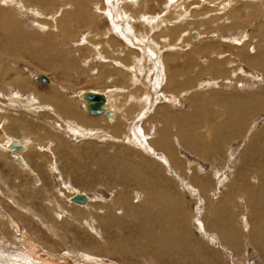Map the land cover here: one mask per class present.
<instances>
[{
  "label": "rangeland",
  "instance_id": "374dc122",
  "mask_svg": "<svg viewBox=\"0 0 264 264\" xmlns=\"http://www.w3.org/2000/svg\"><path fill=\"white\" fill-rule=\"evenodd\" d=\"M64 1L66 0H0V11L14 18V21H11L13 25L10 24L13 32L2 38V43L5 46L3 45L0 50V59L4 63L8 62L14 65L8 74H4V78L9 80V82L7 80L8 85L4 81L1 83L0 78V107L2 108L0 111L5 115L7 113L9 118L13 116L18 118L13 123L8 117L3 119L0 115V147L3 148L4 140L6 142L7 139L13 138L27 141L29 137L36 144H40L38 148L31 147L39 153L31 157V160L37 162L38 166L34 164L32 166H24L23 164L18 166L16 157L11 155L12 153L9 154L8 149L4 150V148L1 151L0 148V209L2 210H0V254H2L0 255V264H14L9 259L16 257H23L25 260L30 261V256L36 260V264L46 259L52 260L51 263L53 264H264V241L262 242L258 238L260 230H264V206L260 205V207L256 204L259 197L256 188H259L261 184L264 186V178L261 177L264 173V160L262 161L264 152V144L262 143L264 140V105L255 108L252 114L250 113L251 115L241 120L240 132L233 137H230V127L232 124L234 125L232 122H235V119L233 117L229 119L222 118L226 114L222 116L223 108L220 103L216 104L217 102H214L209 105L213 112L211 114L205 113L207 110L202 111L201 106H199L202 99L212 96L210 94L215 91H217V95L232 100L238 99L240 93H246L264 86V69L260 70L253 65H249L244 59V57L250 55L247 46L238 48L246 40H252V45L256 44L255 46L258 45V47L261 45L259 48L264 51V36H260V34H264V0H146L147 5L139 6L148 15L155 17V19L153 18L154 24L158 23L157 27L149 29V26H146L145 21L142 20V15L139 16L141 20L138 18L133 20L132 23L135 34L131 35L134 41L131 38L128 40L130 43L140 42L144 44L147 43L146 41L149 38L152 40L149 39L147 43L152 45L147 46L145 44L146 46L143 47L144 53L139 56H144L151 49L152 54L154 51L157 63L148 57L146 59L142 58L141 63L144 69L149 73L151 70L155 71L154 67L160 65L158 62L159 57L171 53H179L180 55L177 57L180 58V62L187 60L190 63L189 68L185 65L179 67L182 68L179 71L183 74H181L183 79L185 81L189 80L188 83L181 86L185 90L181 94L178 92L173 93L175 100L172 102L165 99L157 100L160 97L157 99L153 97L152 106L143 118L146 120L150 112L157 110V106L167 103L180 114L198 112L197 114L200 116L197 115L196 119L201 120V124L199 123L200 125L198 124L193 129V138L202 141L198 143V146L212 139L210 127L218 123L223 135L226 137L223 140L224 143H219L222 145L221 149L206 152L205 155L200 154L201 152L197 150V146L190 149L179 141L175 143L170 138L172 145H175L178 158L182 162L179 165L177 164L176 170L173 168L176 173L174 177H167V179L169 178L168 180L175 185L177 191L185 200L186 214L184 218L186 220L189 217L190 220L184 221L185 225L181 226L179 219L183 217H181L183 213L177 214L174 223H169L167 221L169 217L164 214L159 216L156 212L152 218L154 221L160 220L161 223H153L152 229H149L150 234L144 232V229L149 226L147 222H144L145 219H141L140 215L135 214L132 208H128L135 205V194L144 190L141 186L142 183L136 180L138 178L136 170L131 167L132 164H136L138 167L137 163H139L138 159L141 155L135 153L134 150L141 147L140 142L137 143L139 146L137 144L135 146L134 143L131 146L129 142L126 144V140H122L125 133L121 134L123 138L120 137L122 139L118 142L108 137L104 139L95 137L93 140H87L89 138L84 139L83 137H80V139L79 137L73 138L75 136L73 131H70L68 127L66 128L68 132L65 129L62 130L53 121L57 114L50 110L53 105L47 103H52L49 100L51 98V96L49 97V84L42 83L38 78L36 79L39 74H44L52 77L57 83L63 84V87L59 90L61 95H64V99L70 100L74 105V109L78 112H81L80 109H82L88 113L83 109L82 98L78 96L80 91L91 89L111 91L112 96L114 95V106L118 105L119 101L117 100L123 102L124 99L125 102L126 98L134 99L135 94H133L132 89L136 87L139 88L138 94H143H141L142 88L140 89L138 85L133 83L134 78L128 79L127 77L129 73H134L126 68L129 62H124L125 66H118L108 59L111 57L120 61L124 59L122 54H126L121 51L123 45L120 44L124 42L122 36L116 35L117 38H115L120 42L118 44L115 38L110 36V32L104 34L112 24L121 27L126 26L125 16L117 14L116 17L114 15L113 17L111 15V21L114 22L110 23L108 18L106 19L105 15L107 14L98 8L106 0H83L81 8L73 3L77 0H67L70 3H68L69 5H61ZM111 1L109 0L108 3H111ZM118 1L122 3L121 5L131 6L130 9L127 8L128 11L136 8L132 7L131 0ZM204 10L205 12H202ZM233 13L235 16L230 17ZM93 15L99 17L100 20H97V22L92 21L90 16ZM4 18L6 17L4 16ZM122 19L123 21H121ZM16 20L18 22H15ZM159 20L161 21L159 22ZM197 20H203L208 22L209 26H212L208 28L206 23L202 21V23H198ZM234 22L239 23L237 25L240 26L239 31H242L241 33L236 28L228 30L223 28V30H220L218 27L221 23L230 26ZM177 24L182 25L183 37L181 39L175 42L176 38L173 40L168 34L164 38L156 37L159 30L168 29ZM143 28L144 31H141ZM215 28H219V30ZM147 30L149 31L147 32ZM208 30H215L218 34L230 35L233 38L235 36L233 34H237L239 36L237 39H241L245 35V41L233 42L231 37L230 41L229 36V39L220 38ZM190 31H197L200 34L198 39H193L189 34ZM95 33L96 36H94ZM188 35L192 40L189 39L190 43L186 44L182 39ZM105 36H110L111 39L108 40ZM87 38L92 42H98L99 47L94 46L92 48L87 42ZM208 40L211 44L220 45L219 48H216L218 54L201 52V48H195ZM155 43H159L158 46ZM102 45L103 47H101ZM154 46L155 50L152 49ZM128 47L132 48L133 51L137 50L136 53L134 52V56L135 59H139L137 55L142 49L131 44H128ZM111 48L112 51L109 50ZM95 50L102 51L104 57L108 56L106 60L108 63L104 62L103 66H99L103 61L98 60L99 57ZM212 57H224L227 61L225 63L224 59V63L218 65L221 68L220 73L218 72L215 76L202 71V68L207 67ZM175 63L176 60L167 67L163 64L165 67H163L164 72L166 73L168 68L169 73L172 74L175 71ZM133 65H136V62L130 63V66ZM236 65L242 67L247 75L243 74L241 76L240 71L235 69ZM100 67L104 73L103 77L106 78L93 79L94 74L98 71L96 69H100ZM127 72L128 74H126ZM17 73L29 77L30 81H28L30 83L28 86L19 87L17 85V88L16 84L11 81ZM249 73H251L250 76H248ZM107 76L110 78H107ZM143 76L145 77V74ZM226 78L229 81H226ZM164 85L165 81H162L160 86L154 90L157 94L160 92L166 97H169V94L171 96L170 92L164 90ZM174 88L177 87L170 81L168 89L171 91ZM150 91L153 92L152 89ZM22 98L23 103L21 102ZM223 102L221 101L222 105ZM28 105L30 106L28 107ZM137 108L135 109L137 110ZM56 110L61 111L60 109ZM20 112H26L27 114L24 113L23 116ZM136 112L134 111L132 115ZM142 121L144 120L142 119ZM155 124L152 123L150 130L146 131V139L151 136H159L155 132H157L156 127H160V125L156 124V126ZM18 125L20 126L18 127ZM36 126H38V129ZM145 129L149 128L146 126ZM54 134L58 136H54ZM111 134L120 136L113 132ZM214 139H216L214 143H217L219 137ZM58 140L59 143H57ZM48 143H51V145H48ZM142 147L140 148L141 151L143 150L142 152L148 150L150 156L147 155V157L156 160L161 167L165 166L162 167L161 172H163L162 175H164V172L166 174V168L168 167L161 160V152L159 151L161 149L153 147V151H150L147 149L148 146L146 148ZM125 148L127 151L128 148L133 149L129 150L132 153L126 152ZM211 153H213L212 156H210ZM107 163L108 167L106 168L104 166ZM15 166H18L16 169L19 167L21 169L25 168L21 176L17 175L19 173H15ZM257 166H262L263 171L257 170ZM29 169H35L33 170L35 173L32 172L31 177ZM260 173L261 176H257ZM69 187H72L75 191L78 189V191H82L92 198L93 201L87 205V210H95L91 216L92 220L81 218V216L75 217L76 210L73 209L75 207L72 203L76 202H71L69 196L72 192L68 190ZM229 190L232 196L225 197ZM11 196L22 204V207L13 202ZM120 197L126 199V205L118 202L117 198ZM95 204H99L98 209L95 208L97 207ZM216 205L219 210L216 209L215 214L218 211L220 212L216 216L221 219V222L225 223L223 227L226 229L228 225L230 228L234 227L236 233L238 232V235L233 237V242L230 244L222 236L218 238V235L217 237L213 235L217 231H215V227L212 228L210 222L213 220L212 212ZM110 208V213L113 214L112 221L103 214L107 213ZM81 209L80 211L86 210L83 207ZM219 224H217L218 227ZM150 235L154 237L164 236L163 238L169 240L167 244L171 245V249L169 246V253L171 254L165 255L162 258L163 261L151 254L144 255L139 248L137 253L134 254L135 257L132 258V255L126 261H123L124 258L119 257V255L109 257V255L98 254L86 249L95 240H99L98 243L136 242L135 246H137V243L140 246L150 241ZM99 236L100 238H98ZM45 245L48 247H45ZM172 247H174L173 250ZM34 253L36 254L34 255ZM48 253L56 254V256L51 258ZM28 260L24 262L27 264L29 263Z\"/></svg>",
  "mask_w": 264,
  "mask_h": 264
},
{
  "label": "bare ground",
  "instance_id": "6f19581e",
  "mask_svg": "<svg viewBox=\"0 0 264 264\" xmlns=\"http://www.w3.org/2000/svg\"><path fill=\"white\" fill-rule=\"evenodd\" d=\"M109 0H106L105 2L101 3L100 6L102 7H98L101 11L105 12V15L106 16V19L108 18V20L110 21V23L114 22V21H111V15L113 16H117V14H120V15H123L125 16L124 20L125 22L127 23L126 26L124 27H121L117 24H112L110 25L108 28H107V31L104 33H108L110 32V36H112L113 38H117V34H119L118 36H122L124 38V42L120 44V42L117 41V39L115 38V40L117 41L118 44H120L121 46L123 45L122 47V50L123 52H125L126 54H122L124 56V59L123 60H116V58H111L109 57L108 59L110 60V62H114L115 65L117 64L118 66L119 65H124L123 63L124 62H129V65L127 66L126 65V68L127 70H129L130 72L133 71L134 75L131 73L128 74V72L126 74H128V79H133L134 80V84L135 85H138L140 87V89L142 88V92L141 94L143 95H139L138 92H139V88L136 87L135 89H132V92L133 94H135L133 97L134 99H127L126 98V104L124 102V99H123V102H121L120 100H117L119 101L118 102V105L114 106L113 105V96H112V92L111 91H104V90H98V89H91V90H84V91H80V93H78L79 97L82 98L81 100V104L83 105V109L86 110L88 113L84 112L82 109L81 112H78L74 109V105L72 104V102L68 99H64V95H61L60 93V88L63 87V84L61 83H57V81H54V79H52V77H48V81L47 82H42V83H48L49 87H50V95L49 97L51 96V98L49 100H51L52 103L50 102H47L49 104H52L53 106L50 108V110L54 113L57 114V117H54L53 118V121L56 122V124L59 126V128H62L67 130L68 132V129L70 131H73L74 133V137L73 138H78L80 139V137L82 138H89L87 140H93V138L95 137H102L103 139L108 137V138H112L115 142H118L120 139H122L123 137L121 136V134H124V139H122L123 141L126 140V144L127 142H129V145L131 144V146H133L132 144L134 143V145L136 146V144L138 142H140L141 144V147H147V149H149L150 151H153V147L157 148V149H161L159 150L161 153H160V156H161V160L166 163L165 165L168 167L166 168V174L164 172V175H162L163 172H161V169L163 166L161 167L160 164H158V162L156 160H153L151 159L150 157H147L150 156L149 153H148V150L142 152L141 151V147H138L140 150V152H138V150H134V152L138 155H141L139 156V163L138 164V167L136 164H132L131 167L133 169L136 170V174H137V177L136 180L139 182V183H142L141 186H143L144 190L142 192V190L140 191V193H134L135 194V198L136 200L134 201L135 205H132V207H128L129 209L132 208L135 212V214H138L140 215V218L141 219H145L144 222H147V224H149L148 228H145L144 229V232H146L147 234H150L149 233V229H152L151 226H153L154 224L153 223H158L160 224L161 221H154V219L152 218V216L154 215V213L157 212V215H166L168 218L167 221H169V223H174L175 220H176V216L177 214L179 213H183L181 215V217L183 218H180L179 219V222H180V225L181 226H184V221H189V217L188 219L186 218L185 220V200L181 197L180 193L177 191V188L175 187V185L172 184V182L170 180L167 179V177H171L173 178L174 177V174L175 173V170H176V167H177V164L179 165L182 161L180 160V158H178L179 156L177 155V151L175 150V145H172L171 143V139L174 140V142H180L182 143L183 145H185L186 147L190 148L191 147H194V146H197V150L199 152H201L200 154L201 155H205L206 152H210L212 150H217V149H221L222 148V145H220L219 143H224L223 140H225V136L223 135L221 129H220V124H215L213 127H210V130H211V135H212V139L209 141V142H204V143H201V146H198V143L202 142V141H199V139H194L193 138V129L196 128L198 126V124L200 123L201 124V120L199 119H196V116L198 115L197 113L193 112L192 114H180L177 112V110L175 111L169 104H160L159 106H155V108L157 110L153 111V112H150L149 113V117L145 120L143 117H145L146 112L149 111L150 109V106H152L151 102L153 100V97L154 98H158L160 97V99L158 98L157 100H161V99H165V100H169V102H172L175 100V97L173 95V93H180L183 92L185 89H182L181 86L188 83L189 80H186L183 79L182 77V73L180 72L182 68H179L180 66L181 67H184L188 65H190V63L186 60L184 62V60H182L180 62V58H178L177 56L180 55L179 53H171L167 56H161L159 57V66L157 67H154L155 71L154 70H151L150 73L149 71H147L146 69H144V67L142 66V63H141V59H146V57H148L149 59L151 60H155V56H154V51H153V54H152V50L150 49V52L147 51L146 54H144V56H139V55H143L144 51H143V47H145L149 41V39L146 41L147 43H130L128 40H133V37H131V35H134L135 32H134V26L132 25L133 23V20L135 19H138L139 16L142 15V20L145 21L146 23V26H149V29L150 28H155L157 27L158 23L154 24V19L155 17H152L151 15H148V13L144 10H141L139 8V6L143 7L145 5H147V1L146 0H141V2H139V0H131L132 2V7H136L135 9H132L130 11H128L127 8H131V6L128 7V5H121L122 3L118 0H112L111 3H108ZM22 2V1H21ZM83 0H77L76 2L73 1V3L77 4V7L78 8H81L82 7V4H83ZM98 2V1H97ZM146 2V3H145ZM169 2V1H168ZM69 2L64 1L61 3V5H66L68 4ZM96 3V2H95ZM70 4V3H69ZM68 4V5H69ZM94 4V3H93ZM99 4V2H98ZM260 4V3H258ZM74 5V4H73ZM138 6V7H137ZM19 7V6H18ZM262 7V6H261ZM20 8V7H19ZM21 9V8H20ZM76 9V8H75ZM140 9V10H139ZM30 10V9H29ZM33 10V9H32ZM77 10V9H76ZM68 11V10H67ZM1 12V11H0ZM33 12V11H32ZM35 12V11H34ZM202 12H205L202 11ZM201 12V13H202ZM37 13V12H35ZM113 13V14H111ZM1 14V18H0V50L2 49L1 47H3V41H2V38L3 37H7L9 35V33L13 32L11 27H10V24L13 25L11 23V21L14 19L12 18L11 16H7L6 14L4 13H0ZM3 14V16H2ZM147 14V15H145ZM152 14V13H151ZM92 15V13H91ZM4 16L6 18H4ZM113 16V17H114ZM235 14H231L230 17H234ZM95 17V18H94ZM90 18L92 19V21L94 22H97V20H100L99 17L97 18V16L93 15V16H90ZM154 18V19H153ZM54 19V18H53ZM140 19V18H139ZM120 20V18H119ZM141 20V19H140ZM162 20V19H161ZM159 20V22L161 21ZM14 21V20H13ZM123 21V19L121 20ZM198 23H206V26L209 28L211 27L212 25L209 26L208 22H205L203 20H197ZM202 21V22H201ZM15 22H18L17 20ZM142 23V22H141ZM171 23V22H169ZM17 24V23H16ZM91 24V23H90ZM122 24V23H121ZM161 24V23H159ZM173 24V22H172ZM237 24L239 23H236L234 22L232 25L230 26H227L223 23L220 24V26L218 25V27L220 28V30H223L224 29H230V28H236L238 31L240 30V26H238ZM47 25V24H46ZM202 25V24H201ZM16 26V25H15ZM142 26V25H141ZM164 27V26H163ZM216 27V26H215ZM15 28V27H14ZM170 28V29H169ZM168 29H162V30H159V33L158 35H156V37L158 38L159 36L160 37H165L166 34L169 35L170 38H173V40L176 42L177 40L181 39L183 37V29H182V25H176L173 27H169ZM219 28H215L216 30ZM89 29V28H88ZM111 29H113V31H111ZM214 29V28H213ZM157 30V29H156ZM155 30V31H156ZM193 30V29H192ZM15 31V29H14ZM141 31H144V28L141 30ZM149 30H147L148 32ZM210 31V30H208ZM112 32V33H111ZM152 32V31H151ZM167 32H170V33H167ZM210 32H213V35H217L218 37L220 38H229L231 37L230 35H226V34H218L217 32L214 31H210ZM242 31H239V33H241ZM145 33V32H143ZM154 33V32H153ZM237 33V32H236ZM190 36L193 38V39H198L199 35L197 33V31H190ZM229 34V33H228ZM231 34V33H230ZM97 34L95 33L94 36H96ZM145 35V34H144ZM149 35V34H148ZM147 35V36H148ZM167 35V36H168ZM235 35L234 38L231 37L233 39V42H238L240 40H244V36L243 35V39H237L239 36H237V34H233ZM262 35V36H261ZM19 36V35H18ZM28 36V34H27ZM110 36H105L109 39H111ZM146 36V37H147ZM261 37L264 36V34H260ZM22 37V36H21ZM86 37H88L86 35ZM106 38V39H107ZM162 38V39H163ZM228 38V39H229ZM231 38H230V41H231ZM237 40H236V39ZM87 42H89V44L91 45V47L93 48L94 46L96 48L99 47L98 42H92L89 38H87ZM139 39V38H138ZM142 39V38H141ZM192 40L191 38H189V35L184 37L183 42L186 43V44H189L190 41L188 40ZM248 39V38H247ZM250 39V38H249ZM82 40V39H81ZM80 40V41H81ZM86 40V39H85ZM151 40V39H150ZM168 40V39H167ZM152 41V40H151ZM162 41V40H160ZM164 41V40H163ZM194 41V40H193ZM201 41V40H200ZM199 41V42H200ZM245 41V40H244ZM142 42V41H141ZM145 42V41H144ZM165 42V41H164ZM174 42V43H175ZM182 42V43H183ZM198 42V40H197ZM252 40L249 41V40H246V42H243L242 46H238V48H242L243 46H247L248 50H250V55L244 57V59L247 61V63L249 65H253L254 67H257L258 69L262 70L264 69V51L259 48L261 47V45H258L255 46V45H252ZM6 43V42H5ZM108 43V42H107ZM163 43V42H162ZM178 43V42H177ZM180 43V44H182ZM246 43V44H244ZM254 43V42H253ZM86 44V43H85ZM128 44H131L133 46H138L139 49H142V51L140 50V52L138 53L137 56H139V59L136 58L135 59V56H134V52L136 53L137 50H134L130 47H128ZM157 46L159 43H155ZM81 45V43H80ZM152 45V44H151ZM150 44H147V46H151ZM162 45V44H161ZM168 45V44H167ZM5 46V45H4ZM119 46V45H117ZM156 46V47H157ZM170 46V45H169ZM172 46H174L172 44ZM177 46V45H175ZM90 47V48H91ZM103 47V45L101 46ZM111 46L109 45V48ZM220 45L219 44H211L210 40L208 41H204L201 45H198L196 46L195 48L196 49H199L201 48L202 51L201 52H207L209 54L211 53H216V48H219ZM5 48V47H4ZM118 48V47H117ZM150 48V47H149ZM260 50H259V49ZM101 49V48H100ZM155 50V46L154 48H152ZM158 49V48H157ZM175 49V48H174ZM105 50V49H104ZM110 51H112V48L109 49ZM147 50V49H145ZM171 50V49H170ZM176 50V49H175ZM96 51V50H95ZM241 51V50H240ZM157 52V51H156ZM173 52V51H171ZM95 53L98 54V60L100 61H103L102 64H99V66H103L104 65V62L106 63L107 61V57L105 56L104 57V53L102 51H96ZM113 53V52H112ZM114 54V53H113ZM221 56V54H219ZM122 56V57H123ZM97 57V56H96ZM94 57V58H96ZM93 59V58H92ZM115 59V60H114ZM223 59V60H222ZM224 57L222 58H217V57H212L210 58V62L209 64L207 65V67L205 68H202V71L203 72H208V74L211 73L212 76H215L218 72L220 73V69L218 67V65L224 63ZM108 60V61H109ZM176 60V63L174 64L175 66V71L170 74L169 73V69L167 68L166 70V73L164 72L163 70V67L164 65H166V67L169 65V64H173V62H175ZM85 61V60H84ZM156 61V60H155ZM221 63H220V62ZM133 62H136V65H133V66H130V63L133 64ZM226 59H225V63H226ZM108 63V62H107ZM157 63V61H156ZM112 64V63H111ZM164 64V65H163ZM239 64H241L239 62ZM108 65V64H107ZM224 65V64H223ZM125 66V65H124ZM237 66V65H236ZM241 66V65H240ZM11 67H14V65H12V63H4L2 59H0V71H1V83H4L7 84V80L8 79H5L4 77V74H8L12 68ZM112 67V66H111ZM117 67V66H116ZM121 67V66H120ZM224 67V66H223ZM165 68V67H164ZM170 68V67H169ZM201 68V67H200ZM235 69H238L241 73V76L244 75H247L246 73H244V70L242 67H239V65L235 68ZM98 70L97 73H93L94 76H93V79H102V78H106V77H103L104 76V73L102 72L101 70V67L100 69H96ZM180 70V71H179ZM125 71V70H124ZM153 73V74H151ZM143 74H145V77L143 76ZM182 74V75H181ZM201 74V73H200ZM40 75V74H39ZM44 75V74H43ZM251 73H249L248 76H250ZM109 76V75H108ZM107 78H110L108 77ZM190 77V76H189ZM246 77V76H245ZM38 78V76L36 77V79ZM191 78V77H190ZM194 78V77H193ZM13 80V83L16 84V86L18 85L19 87H24V86H28V84L30 83V79L29 77H26V76H23V74L21 73H17L14 78H12ZM187 79V78H186ZM29 80V81H28ZM184 80V81H182ZM162 81H165V85H164V90L165 91H168L171 93V96L169 94V97H166L165 95H163V93H156V88H158L160 86V82L162 83ZM170 81L173 83V85L177 88H174L170 91V89H168V85ZM182 81V82H181ZM196 81V79H195ZM226 81H229L227 80L226 78ZM9 82V80H8ZM56 84H55V83ZM156 82V84H155ZM158 82V84H157ZM207 82V81H206ZM96 83V82H95ZM193 83V82H192ZM197 83V82H196ZM9 84V83H8ZM7 84V85H8ZM217 84V83H216ZM4 85V84H3ZM6 85V86H7ZM199 85V84H198ZM17 86V88H18ZM111 86V85H110ZM131 86V85H130ZM7 88V87H6ZM5 89V88H4ZM11 89V88H10ZM127 89V88H126ZM150 89L153 90V92L150 91ZM7 90H9L7 88ZM5 89V91H7ZM129 90V89H128ZM127 90V91H128ZM131 90V89H130ZM196 90V89H195ZM14 91V90H13ZM188 91V90H187ZM11 92V91H9ZM85 92H95V93H99L101 94L105 101L104 103L102 104V107L104 108L102 112H99V113H94V112H90L88 111L87 109V100L83 97V94ZM130 92V91H129ZM217 91L213 92L212 96L208 97L207 99H202L201 101V104L199 106H201V109L202 111L203 110H207V114H211L213 113L211 108L209 107V105H211V103H214V102H217L216 104H221L222 108H223V113H222V116L223 114L225 115V117H222L224 119H229V118H232L235 119V122H232L234 123V125L232 124V126L230 127L231 131V135L230 137H233L235 135H238L239 132H240V126H241V120H244L247 116L251 115L252 112L255 110V108H259L261 107L262 105H264V86H260L258 87L256 90H252V91H248V92H243V93H240L241 95L238 96V99H226L224 96L222 95H217L216 93ZM18 94V93H16ZM124 94V93H123ZM187 94V93H186ZM185 94V95H186ZM189 95V94H188ZM3 96V95H2ZM6 96V94H5ZM118 96V95H117ZM179 96V95H178ZM177 96V97H178ZM7 97V96H6ZM13 97V96H11ZM46 97V96H44ZM127 97V95H126ZM176 97V98H177ZM220 97V98H219ZM40 98V97H39ZM52 98L53 101H52ZM79 98V99H80ZM7 99V98H6ZM38 99V98H37ZM182 99V98H181ZM180 99V100H181ZM164 100V101H165ZM230 100V101H228ZM7 101V100H6ZM21 101V100H20ZM30 101V100H29ZM221 101H225L223 102V105L221 103ZM23 103V98H22V101ZM28 102V101H27ZM37 103V102H36ZM117 103V102H116ZM4 104V103H3ZM6 104V103H5ZM11 104V103H10ZM13 104V103H12ZM32 105V103H30ZM122 104L123 107H122ZM25 105V104H24ZM27 106V105H25ZM30 105H28L29 107ZM127 109H126V107ZM37 107V106H36ZM35 107V108H36ZM43 107V106H41ZM136 107L137 110L135 109ZM8 108V107H7ZM126 112H124L125 110ZM0 109L2 110V108L0 107ZM5 109V107H4ZM56 109H60L61 111H58ZM120 112H119V111ZM210 110V111H209ZM4 111V110H3ZM128 111V112H127ZM134 111H137L134 115L133 112ZM264 111V109H263ZM5 113V112H4ZM21 115L24 116V113L26 112H20ZM251 113V114H250ZM27 114V113H26ZM0 115L3 119H7V117L9 118V115L6 113L3 114L1 113L0 111ZM12 116V115H11ZM200 116V115H198ZM216 116V115H215ZM255 116V115H254ZM25 118V117H24ZM244 118V119H243ZM11 122H16L18 118L16 117H10L9 118ZM26 119V118H25ZM73 119V120H72ZM142 119L144 121H142ZM72 120V121H70ZM141 122H143L142 124H140ZM8 123V122H7ZM145 123V125H143ZM147 123V125H146ZM152 123H156L157 125L159 124L160 127H156V131L155 132L157 135H159L158 137H155V136H149L150 138L149 139H146L145 137V133L146 131H149L150 130V127L152 126ZM199 124V125H200ZM12 125V124H11ZM31 125V124H30ZM158 125V126H159ZM207 125V124H206ZM251 125V124H250ZM20 125H18L19 127ZM149 128V129H145L144 128ZM202 126V125H201ZM10 127V126H9ZM37 129H38V126H36ZM43 127V126H42ZM41 127V128H42ZM68 127V129H66ZM83 127V128H82ZM142 127V128H141ZM58 128V129H59ZM144 128V129H143ZM154 128V127H153ZM43 129V128H42ZM54 130V129H53ZM244 130V129H243ZM12 131V130H11ZM47 132V131H46ZM49 132V130H48ZM65 132V131H64ZM115 133V134H118L120 136H114L113 134L111 133ZM123 132V133H122ZM128 133V134H127ZM149 133V132H148ZM171 133H174L173 135ZM229 133V134H230ZM48 134V133H47ZM52 134V133H51ZM72 134V135H73ZM151 134V133H150ZM263 134V132H262ZM57 135V134H54V136ZM71 135V136H72ZM149 135V134H148ZM38 136V135H37ZM49 136V135H48ZM53 136V137H54ZM58 136V135H57ZM56 136V137H57ZM32 137V136H31ZM60 137V136H59ZM58 137V138H59ZM122 137V138H120ZM143 137V138H142ZM218 142L217 143H214L216 139L214 138H218ZM229 137V136H228ZM62 138V137H61ZM60 138V139H61ZM65 138V137H64ZM171 138V139H170ZM261 138H263V136H261ZM142 139V140H141ZM62 140V139H61ZM141 140V141H140ZM176 140V141H175ZM31 141V142H30ZM63 141V140H62ZM65 141V140H64ZM121 141V140H120ZM144 141V142H143ZM4 142V145L3 148H1L3 151L4 150H7L8 149V153H12L11 155H14L17 159V164L18 166H20V164H23L24 166H32V164L38 166V163L35 162V161H32L31 160V157L32 156H35V154H39L36 150L32 149L31 147H36L38 148V146L40 147V144H36L31 138L28 137L27 141H24V140H19V139H7L6 142L5 140L3 141ZM56 142V141H55ZM60 141L58 140L57 143H59ZM2 143V142H1ZM32 143V144H31ZM38 143V141H37ZM125 143V142H124ZM264 144V140L262 142ZM51 145V143H48V145ZM61 144H63L61 142ZM196 144V145H195ZM226 144V143H225ZM224 144V145H225ZM58 145V144H57ZM56 145V146H57ZM138 145V144H137ZM1 146V145H0ZM45 146V145H44ZM82 146V145H81ZM139 146V145H138ZM252 146V145H251ZM58 147V146H57ZM122 147V146H121ZM124 147V146H123ZM142 147V148H143ZM44 148V147H43ZM79 148V147H78ZM127 148V147H126ZM125 148V149H126ZM32 149V150H31ZM54 149V148H53ZM60 149V148H59ZM70 149V148H69ZM50 150V149H49ZM94 150V149H92ZM123 150V149H122ZM129 150H133V149H129L128 148V151L127 149L125 150L126 152H128L129 154L132 153L131 151ZM52 151V150H51ZM73 151V150H72ZM71 151V152H72ZM82 151V150H81ZM157 151V150H156ZM175 151H176V154H175ZM59 152V151H58ZM65 152V151H64ZM158 152V151H157ZM4 153V152H3ZM93 153V152H92ZM213 153H211L210 156H212ZM3 155V154H2ZM60 155V154H59ZM62 156V155H61ZM79 156V155H78ZM143 156V158H142ZM153 156H154V153H153ZM3 157H6V156H3ZM145 157V158H144ZM44 158V157H43ZM15 159V158H14ZM38 159V158H37ZM216 159V157H215ZM56 160V159H55ZM264 160V152L262 154V161ZM8 161V160H7ZM5 162V161H4ZM9 163V162H8ZM54 163V162H53ZM189 164V163H188ZM264 164V163H263ZM21 165V166H23ZM130 165V164H129ZM159 165V166H158ZM258 165V164H257ZM18 166H15V170L16 171L15 173H19L17 175L21 176L22 175V171H25V168H18L20 169L18 171V169H16ZM35 166V167H36ZM50 166V165H49ZM52 166V165H51ZM128 166V165H127ZM104 167H108V163L104 166ZM143 167H145V169H143ZM165 167V166H164ZM264 167V166H263ZM115 168V167H114ZM175 170H174V169ZM173 169V170H171ZM27 170V169H26ZM35 169H29V175L31 177V173L35 171H33ZM257 170H260V171H263L262 170V166L259 167L257 166ZM119 172V171H118ZM257 172V171H256ZM259 172V171H258ZM28 173V172H27ZM40 173V172H39ZM14 174V173H13ZM259 174V173H258ZM257 176H261V173L260 175ZM26 175V174H25ZM28 175V174H27ZM112 175V174H111ZM110 175L111 179L112 176ZM173 175V176H172ZM4 176V175H3ZM122 176V175H121ZM120 177V176H119ZM152 177V178H150ZM262 178H264V173H262ZM27 179V178H26ZM123 179V178H122ZM32 181H33V178H32ZM115 181V180H114ZM128 181V180H127ZM132 181V180H130ZM174 181V180H173ZM215 181L217 182V180L215 179ZM214 181V182H215ZM111 182V181H110ZM129 182V181H128ZM263 182V181H262ZM28 183V182H27ZM125 183V182H124ZM136 183V182H135ZM261 183V182H260ZM259 183V184H260ZM32 184V183H31ZM180 184V183H179ZM258 184V183H257ZM112 185V184H111ZM69 186V185H68ZM258 186V185H257ZM6 188V187H5ZM4 188V189H5ZM26 188V187H25ZM244 188V187H243ZM182 189V188H181ZM257 190V194L259 195V197L256 195L257 198V201H256V204L257 205H263L264 206V186L261 184L259 188H256ZM5 190H8V189H5ZM68 190L70 192H72L70 199L72 200V197L76 194H82L85 196V200L83 202H76L74 200H72L71 202H76V203H72V205L75 207L73 208L74 210H76L75 214L77 216H81L84 217L85 219L87 220H92L91 219V216H92V213L95 212V210H90L88 209L87 210V205H89L93 200L92 198L83 193L82 191H78V189H76V191L72 188V187H69ZM129 190V189H128ZM10 191V190H8ZM227 191V190H226ZM144 193V194H143ZM232 196V193H230V190L229 192H227L225 194V197H231ZM253 197V196H252ZM11 198H13V196H11ZM126 198V197H125ZM219 199V198H218ZM230 199V198H229ZM12 200V199H11ZM118 202L121 203L122 205H126V199L124 200V197H120V198H117ZM13 202H15L17 205L21 206L22 207V204H20L19 202H17L15 200V198H13L12 200ZM116 202V201H115ZM117 203V202H116ZM250 203V202H249ZM97 205V207H95L96 209H98V205L99 204H95ZM210 205V204H209ZM251 205V204H250ZM59 206V204H58ZM254 206V205H253ZM260 206V207H261ZM61 207V206H60ZM85 208L86 210H83V211H80L82 210L81 208ZM93 208V207H92ZM102 208V207H101ZM99 208V209H101ZM252 208V206H251ZM94 209V208H93ZM219 210L217 205L216 207L214 206L213 208V212H212V215H213V220H211L210 222V225L213 227H215V231H217V233H213L214 237L218 235V238H220L221 236L224 238L225 241H228V243H232L233 242V237L234 236H237L238 235V232L236 233L235 230H234V227L233 228H230V226H226V229L225 227V223H223V221L221 222V219L217 218V214H219L218 212H216L215 214V210ZM1 210V209H0ZM209 210V209H208ZM256 210V209H255ZM2 211V210H1ZM210 211V210H209ZM232 211H235V210H232ZM63 212V211H62ZM111 212V208L109 209V211L106 213H103L104 215H106V218L108 217L110 221H112V216L113 214L110 213ZM127 212V211H126ZM251 213V212H250ZM256 213V212H255ZM58 214V213H57ZM95 215V214H94ZM97 215V214H96ZM264 215V214H263ZM60 216V215H59ZM73 216V215H72ZM233 216V215H232ZM236 217V216H235ZM159 218V217H158ZM248 218V217H247ZM78 219V218H77ZM40 220V219H39ZM198 220V219H197ZM13 221V220H12ZM56 221V220H55ZM195 221V220H194ZM2 222V221H1ZM122 222V221H121ZM198 222V221H196ZM201 222V220H200ZM220 223V224H219ZM219 224V227L218 225ZM195 225V224H194ZM121 227V226H120ZM205 227V226H204ZM218 227V228H217ZM223 227V229H222ZM93 228V227H91ZM198 228V227H197ZM207 229H208V226H207ZM160 230V229H159ZM155 231V230H154ZM214 231V230H213ZM156 232V231H155ZM206 233V232H205ZM207 234V233H206ZM98 235V234H97ZM104 235V234H103ZM149 236V235H148ZM151 236V235H150ZM176 236V235H174ZM164 236H160V237H154V236H151L150 238V241L147 242V243H143V245L141 244L139 246V243H137V246H135V243L134 242H120V243H116V242H99V240H95V242H92L93 244L90 245L89 244V247H87V251H93V252H96V253H101V254H104V255H109L110 256H118L121 257V258H124L123 261H126L128 258H130V256L135 257L134 254L137 253L138 251V248L142 250L143 254L144 255H147V254H151V255H154L155 257H157V259H161L166 255L168 254H171L169 253L170 252V249H171V245L170 244H167L168 243V239H165L163 238ZM74 238V237H73ZM76 238V237H75ZM100 238V236L98 237ZM157 238V239H156ZM258 238L260 241H264V230H260V232L258 233ZM81 239V238H80ZM104 239V238H102ZM101 239V240H102ZM149 240V238H148ZM259 241V242H260ZM97 242V243H96ZM79 243V242H78ZM87 243V242H86ZM90 243V242H89ZM170 243H173V242H170ZM29 244V243H28ZM27 244V245H28ZM34 244V243H33ZM43 244V242H42ZM30 245V244H29ZM32 245V244H31ZM38 245V244H37ZM44 245V244H43ZM186 245H189V244H186ZM143 246V247H142ZM169 246H170V249H169ZM45 247H48L45 245ZM52 247V246H50ZM49 247V248H50ZM55 247V246H54ZM52 247V248H54ZM51 248V249H52ZM178 248V247H177ZM174 249V247H172V250ZM189 250V249H188ZM54 251V250H53ZM140 251V250H139ZM37 253V252H36ZM34 253V255L36 254ZM78 254V253H77ZM185 254V253H184ZM2 255V254H0ZM33 255V254H32ZM33 255V256H34ZM48 255L51 256V258H54L56 256V254H51V253H48ZM175 255V254H174ZM12 256V255H11ZM27 256V255H26ZM25 256V257H26ZM100 257V256H99ZM169 257V256H168ZM199 257H201L199 255ZM6 258V257H5ZM36 258V257H35ZM48 258V257H47ZM102 258V257H101ZM106 258V257H105ZM170 258V257H169ZM7 259V258H6ZM3 260V259H2ZM12 263L14 264H26L25 262H27L28 259H24L23 257H16V258H12V259H9ZM34 258L32 256H30V261L29 263H33V264H36L37 262H35L36 260H34ZM133 260V259H132ZM25 261V262H24ZM52 260H41L39 262V264H53L51 263ZM136 261V260H135ZM163 261V260H162ZM9 262V261H7ZM54 262V261H53ZM27 263V264H29ZM134 263V262H133ZM10 264V263H9ZM99 264V263H98ZM176 264V263H175ZM184 264V263H183Z\"/></svg>",
  "mask_w": 264,
  "mask_h": 264
},
{
  "label": "water",
  "instance_id": "95a60500",
  "mask_svg": "<svg viewBox=\"0 0 264 264\" xmlns=\"http://www.w3.org/2000/svg\"><path fill=\"white\" fill-rule=\"evenodd\" d=\"M38 80L41 82H47L48 77H46L43 74H40L38 76ZM83 97L87 100V109L90 112L99 113L103 111L102 104L104 103L105 99L104 97L95 92H85L83 94ZM72 200L76 202H83L85 200V196L82 194H76L72 197Z\"/></svg>",
  "mask_w": 264,
  "mask_h": 264
}]
</instances>
